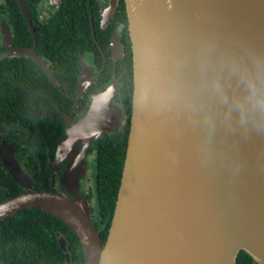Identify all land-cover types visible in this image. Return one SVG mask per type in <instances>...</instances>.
I'll return each mask as SVG.
<instances>
[{"label": "water", "instance_id": "water-1", "mask_svg": "<svg viewBox=\"0 0 264 264\" xmlns=\"http://www.w3.org/2000/svg\"><path fill=\"white\" fill-rule=\"evenodd\" d=\"M19 2L26 17L25 0ZM124 2L133 92L125 160L104 245L86 198L73 195L79 174L85 175L86 152L98 137L73 142L69 129L116 133L123 110L109 97L96 99L84 117L67 124L53 163L61 192L34 190L31 178L8 158L10 175L25 192L0 202V221L31 208L54 216L79 240L84 264H236L241 251L264 264V135L218 134L213 154L205 157L197 147L198 131L163 111L153 96L159 63L154 56L170 64L209 38L264 50V0ZM56 236L70 264L66 242Z\"/></svg>", "mask_w": 264, "mask_h": 264}, {"label": "trees", "instance_id": "trees-1", "mask_svg": "<svg viewBox=\"0 0 264 264\" xmlns=\"http://www.w3.org/2000/svg\"><path fill=\"white\" fill-rule=\"evenodd\" d=\"M117 19L122 21L121 14H118ZM56 22L61 58L69 50L73 51L72 57L76 58L88 47H94L82 0H62ZM76 61L77 58L74 64H66L59 59L61 77L58 82L62 89L66 90L67 85L72 86L75 82ZM131 64L129 60L127 65L130 78ZM33 67L39 68L34 63L21 67L8 60L0 62V127L16 124L27 132L35 153L33 164L30 167L25 165L33 188L56 191L54 186L57 175L53 172V163L59 141L65 135L63 115L67 112L63 104L68 99L63 93H58L59 99L55 105L59 112L52 108L53 105L42 94L43 79L32 77ZM132 84L130 81L128 99L123 109L127 117L122 131L100 135L88 149L92 153L95 169L91 184L90 174L85 176L90 186L85 198L88 207L94 208L93 213L89 209V214L102 245L111 224L125 160ZM50 87L53 88L51 84ZM47 103L52 105V111L46 106L45 116H39L40 108ZM23 192L25 190L13 180L0 161V202ZM56 233L66 242L70 264H84L82 246L71 229L61 220L37 208L21 210L15 216L0 221V264H66L65 253L59 246ZM236 264L256 263L241 251Z\"/></svg>", "mask_w": 264, "mask_h": 264}, {"label": "flooded vegetation", "instance_id": "flooded-vegetation-1", "mask_svg": "<svg viewBox=\"0 0 264 264\" xmlns=\"http://www.w3.org/2000/svg\"><path fill=\"white\" fill-rule=\"evenodd\" d=\"M61 1L25 0L27 8L25 17L19 0H0V62L8 60L21 67L36 64L39 68L33 67L32 77L43 79L42 94L58 112V106L55 105V101L59 99L58 93L66 96L68 102L63 104L67 112L63 115L65 126L67 124L73 126L87 114L95 100L100 99L101 96L102 100L111 98L115 106L121 110L124 109L125 100L128 99L129 83L130 81L133 83V72L130 78L127 65L129 60L132 63V49L124 0H82L85 4L86 20L94 47H88L76 57L77 71L73 85H67L66 90L59 87L58 80L61 77L59 59L66 64H74L76 60L72 57L71 50L68 54H64L63 58L60 57L59 30L56 21ZM118 14H121L122 21L117 19ZM125 17L126 22H124ZM4 22L7 26L6 39L2 31ZM28 53H34L46 68L39 65ZM50 103L40 108L39 116H45L46 106L51 110ZM47 114L50 113L47 112ZM126 117L127 114L123 110L124 123L117 132L122 131ZM11 125L16 124L4 126ZM21 130L27 136V141L31 143L27 132L22 128ZM91 154L88 150L87 157L89 158ZM86 179L87 177L79 182L84 197L90 188ZM54 187L57 191V180ZM89 209L91 213L94 212L92 206Z\"/></svg>", "mask_w": 264, "mask_h": 264}, {"label": "clouds", "instance_id": "clouds-1", "mask_svg": "<svg viewBox=\"0 0 264 264\" xmlns=\"http://www.w3.org/2000/svg\"><path fill=\"white\" fill-rule=\"evenodd\" d=\"M158 60L153 96L158 106L199 133L198 150L214 152L217 135H264V50L252 45H221L202 40L194 50L166 63ZM145 98L148 95L146 87ZM98 111V108H94ZM99 137L98 129L73 132L69 138Z\"/></svg>", "mask_w": 264, "mask_h": 264}, {"label": "rangeland", "instance_id": "rangeland-1", "mask_svg": "<svg viewBox=\"0 0 264 264\" xmlns=\"http://www.w3.org/2000/svg\"><path fill=\"white\" fill-rule=\"evenodd\" d=\"M2 31L3 35L6 39L7 36V26L4 22L2 24ZM123 117V116H122ZM124 123V119H121L120 122L117 124V129L121 128ZM8 135L9 137H7ZM88 151L86 152L85 161L83 163V169L85 172V175L79 174V179L82 180L85 178V176H89L90 174V184L92 183V179L94 176V163H93V156L90 155L89 158L87 157ZM34 145L27 141V136L25 133L19 128L17 125H11V126H1L0 127V161L3 164L4 168L7 170L9 174L12 175L11 169L12 167L8 164V158H12L16 164L19 166L21 171L25 174L26 177L29 176L28 168L25 167V165L28 164L27 167H30L34 162ZM5 163H4V160ZM83 176V177H82ZM79 180V182H80ZM58 176H57V191L61 192V187L58 185ZM83 195L82 186L79 183L76 187V190L74 191V196H76L78 199H80V195Z\"/></svg>", "mask_w": 264, "mask_h": 264}]
</instances>
